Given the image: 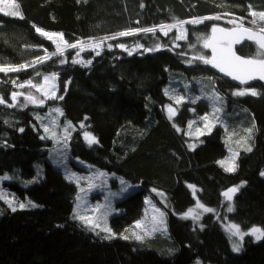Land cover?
Segmentation results:
<instances>
[{"label": "trees", "instance_id": "trees-1", "mask_svg": "<svg viewBox=\"0 0 264 264\" xmlns=\"http://www.w3.org/2000/svg\"><path fill=\"white\" fill-rule=\"evenodd\" d=\"M16 2L23 18L0 13V65L31 64L46 55L45 49L49 54L55 51L54 43L37 33L36 27L63 33L69 43L104 40L111 48L105 46L99 55L84 52L91 61L87 66L72 63L73 50H67L63 57L52 56L35 67L0 72V97L6 101L0 104V177L11 173L14 179L4 182L6 189L16 199L29 198L37 205L12 211L0 200V264H192L197 258L202 264H264V239L247 236L236 252L222 226L227 218L244 230L264 229V176L260 175L264 172V88L255 83L250 87L258 95L234 96L239 87L218 76L211 65L194 59L209 54L200 42L222 21L185 23L187 39L176 46L174 32H160L161 25L217 15L244 17L247 23L252 19L248 5L264 11V0ZM143 28L156 31L103 39ZM120 44L143 47L129 55ZM237 52L254 57L257 48L246 42ZM61 59L66 62L60 63ZM53 73L62 100H44L43 105L23 101L29 86L18 85L28 80L38 83ZM13 92L24 95L13 101ZM31 95L37 97L33 91ZM181 96L184 100L177 103ZM205 99L224 108L209 132L200 119L211 118ZM168 105L176 112L171 120ZM55 108L63 112L61 127H57ZM53 112L56 137L46 136L42 129V116ZM69 121L72 127L65 132ZM190 121H194L191 128ZM243 126L254 129L251 151L240 150L235 171H225L218 162L227 155L231 137L243 134ZM85 131L98 143L89 146ZM62 133L73 156L140 184L115 203L117 212L109 220L115 235L110 239L72 218L77 186L61 170L66 166L63 157L51 155ZM189 185L195 186V195ZM235 186H240L239 191L227 201L222 193ZM153 189L163 193L164 200ZM148 195L166 211L168 231L144 241L120 237L122 230L143 216ZM197 201L214 211L204 213L199 221L182 217ZM229 204L234 211H227Z\"/></svg>", "mask_w": 264, "mask_h": 264}, {"label": "snow or ice", "instance_id": "snow-or-ice-1", "mask_svg": "<svg viewBox=\"0 0 264 264\" xmlns=\"http://www.w3.org/2000/svg\"><path fill=\"white\" fill-rule=\"evenodd\" d=\"M79 2V0H78ZM19 4L16 2V0H0V13H3L4 15L7 16H14V17H19L23 18L22 13L19 11ZM249 13L248 15L252 18L251 20L247 21L249 26H245V18L244 17H239L233 20H230L229 23L233 24V27L228 29V28H220L217 27L216 25H213L211 28V35L207 36L204 38V43L203 47L205 49H211V56H206L203 54H199L194 57V59L201 61L205 65H211L214 68H217L220 72L224 73L225 75L231 77L235 81H239L240 84H247L249 81L259 79L261 81H264V11H254L252 10V6L249 4ZM221 17L219 15L215 17H204L200 19H194L191 21H178L176 24L172 25H161L160 30L164 31L165 29H171V28H176L178 25L182 29V26L185 23H201L203 22L204 19H216L219 20ZM258 18V19H257ZM35 27V26H34ZM36 32L39 33L41 36L45 37L49 41H52L55 44V51L52 52L51 54L47 53V50L45 49V56L38 57L36 61H33L31 64H21L18 66H3L0 65V72L8 73V72H18L21 71L27 67H35L36 63H43L46 59H51L52 56H60L63 57L65 50L66 49H79V51L76 53L77 56H79L80 52L85 49V47L89 48H99L101 42H95V41H89V42H84V41H76L75 43H69L64 40L63 33H55V32H47L44 31L43 29L36 27L35 28ZM155 28H143V29H130L126 31H122L119 33H116L112 37H104L103 39H115L118 36H130L134 35L137 32H155ZM164 34L167 35V31H164ZM185 34L183 31H180V34L176 37V39H184ZM251 41L256 45L257 52L256 55L252 58H243L235 53L233 51V46L236 44H240L243 41ZM120 48H124L126 51L128 49L125 47V45L120 44L118 45ZM138 47H143L142 45H138ZM194 47V46H193ZM109 48H111V45H109ZM159 48V45H157V49ZM156 49H145V51H154ZM99 55V52L96 53ZM129 55H132L131 51H128ZM65 59H61L60 63H65ZM72 63H87L90 64L91 61H81L78 59L73 58ZM191 63V61H189ZM37 75H40L39 72H37ZM56 73H53L51 75H45L43 77L45 82H48L49 80L54 81L56 79ZM13 84L16 83V81H12ZM25 85L31 86L33 88H36L37 91H41L42 94L46 98H51V99H63V96L57 97L56 95V86L55 84H52L50 89L44 88L40 84H34L32 80H28L25 83H22L18 85L19 87L23 88ZM165 94H168V90H165ZM252 95L256 96L258 95L257 91L252 88H243V89H238L232 93L234 96H244V95ZM18 95H24L23 93H12V100L15 101L17 99ZM216 100H219L220 97L217 95L215 97ZM25 100L34 103V104H40L43 105L44 99H38L34 97L31 94H28L25 96ZM184 100V97H177L176 102L180 103ZM195 103V100L192 101ZM6 101L4 100L3 97H0V104H4ZM9 107H13L15 105L9 104ZM167 111L169 113V120L173 118V116L176 114L175 109L171 106L168 105ZM53 111L59 113L60 115H63V112L60 108H55ZM215 111H220L219 108H216ZM87 119V117H85ZM201 120L205 121V128L211 129V125L209 123V117L208 115L200 117ZM194 121H190L188 124V127L191 128L192 124ZM81 128L84 127V124L82 123ZM72 127L71 122L69 121L67 124V127H65V132L68 131L69 128ZM173 127H176L174 124ZM177 132L180 131L179 127H176ZM20 131H23V129H20ZM45 131L48 132L49 129L45 127ZM197 132H201L199 128L196 129ZM249 133L252 131V129H247ZM202 134V133H201ZM55 135V133H53ZM84 138L91 146L92 144L98 143L97 138L92 135L90 132L85 131L84 132ZM43 139V137H42ZM189 147H193V145H189ZM231 151V150H230ZM247 151H251V148H247ZM235 153L233 154L232 159H235ZM220 165L224 167L225 171L232 172L235 171V165L232 164L231 166L228 165L226 161H219ZM98 175L103 176L104 173H98ZM261 176H264V172L260 173ZM74 174L72 176L66 177L67 179H73ZM8 177H4V179H7ZM79 179L83 178H77V183H79ZM123 183V181H122ZM92 187V185H89ZM189 188L193 189V195H195V186L194 185H189ZM240 186H235V187H230L226 191L222 193L224 198L227 201H232L235 193L239 191ZM81 192L84 191L83 188L80 189ZM153 191H156L153 189ZM160 195H163L162 193ZM81 199L80 196H77V201ZM0 200H5L6 203H8L9 207L11 208L12 211H16L17 207L20 209H24L26 207H36L37 205L31 203L30 201L25 204V203H20L16 206L13 205V201L9 200L7 198V194L4 192H0ZM147 203H150V201H146ZM102 205H95L90 212L92 214H89L88 211H86L84 208L81 207L80 203H77L74 210H73V216L72 218L74 220H78L81 222V224L90 229L95 231L96 228H101V231H104L108 233L109 235L104 237L105 239H110L112 238L115 233H112L111 228L107 227L106 224L104 227H101L100 220L102 217L106 216V211L101 212ZM197 208L203 209L204 212H213L214 209L207 208L203 204H201L199 201H197ZM156 212H159V215L161 217V223H163L162 217L164 216L163 212H160L159 209H155ZM228 212L234 211V208L231 206V204L228 205L227 207ZM95 213H100V215H93ZM194 213V209H189L187 213H185V216H192ZM194 219H198L199 216L196 214L193 216ZM156 220V217L153 216V221ZM142 222L137 221L136 227H141ZM154 230V229H153ZM227 231L231 234V236H236L239 238V240H243L246 235H252L255 237L257 241L264 239V229L260 227H252L248 232H244L241 230L240 226L238 224H229L227 226ZM99 234V233H97ZM147 234V233H145ZM124 239H128L127 236L123 237ZM135 238L137 240H142L143 236L139 234H135ZM233 251H239L240 250V245L236 242H233L232 245Z\"/></svg>", "mask_w": 264, "mask_h": 264}, {"label": "rangeland", "instance_id": "rangeland-1", "mask_svg": "<svg viewBox=\"0 0 264 264\" xmlns=\"http://www.w3.org/2000/svg\"><path fill=\"white\" fill-rule=\"evenodd\" d=\"M221 18L219 19L220 21H222L224 24H215L217 27L220 28H232L233 24L229 23L230 20L236 19V17L232 16V15H219ZM172 24H176V23H172ZM170 24V25H172ZM224 26V27H223ZM245 26H249L248 23L245 22ZM164 31H167V34H169L170 32H174V45L176 46L179 42L181 41H185L187 39V29L185 27V24L182 26V29L180 28V26L178 25L176 28H171L169 29H165ZM164 31H161L164 34ZM180 31H183L185 34V38L184 39H176V37L180 34ZM165 35V34H164ZM210 36V35H209ZM100 43V47L99 48H89V47H85V49L83 51L80 52L79 56L76 55V53L79 51V49H66L67 50H73V54H72V58L71 61L73 60V58L87 62L88 60H86L84 58V52L86 51H93L95 54L97 52H101L103 49H105V46H109V44L106 43V41L104 40H97L95 42H101ZM204 41H201L200 44L203 45ZM107 44V45H106ZM55 45V44H54ZM128 51H131L132 54L137 52L139 50L140 47H138V45H131V46H125ZM204 48V47H203ZM123 50H125L124 48H121ZM126 51V50H125ZM128 51H126L128 53ZM208 51V55L206 56H211V49H207ZM49 54V53H48ZM82 66H87V63H76ZM51 75V74H50ZM34 84H40L42 85L44 88L46 89H50L52 84H55L56 86V79L54 81L49 80L48 82H45L43 78H41V80L37 83ZM250 87V86H249ZM244 88H248V87H244ZM238 89H243V88H238ZM36 94V98L38 99H44V100H48L51 98H46L41 91H37L36 88H33L31 86H29L28 88L25 89V91H28V94H31L32 91ZM57 86H56V95H57ZM206 101H208V103H210V112L211 113V118L209 119V123L210 125L213 126L214 124V120L220 118V113H221V109L224 110L223 107H221L219 104L218 106H215L212 102L211 99H205ZM24 102H28L29 101L25 100V98L23 99ZM36 105H40V104H36ZM216 108H219L220 111H215ZM245 113V111H244ZM246 114V113H245ZM35 116H39V114L36 113ZM61 115L59 114V120H58V126L57 127H61L62 122L60 120ZM52 118H56V113H48L42 116V129H43V134L45 133L46 136H50V137H56V135H53V133H55V130L52 128L53 126V121L51 120ZM52 124V125H51ZM205 132L206 131H210L209 129L205 128V123H203ZM211 126V128H212ZM45 127H47L49 129L48 132L45 131ZM244 127V132L243 134L241 133L240 136H235L233 135V137H231V141L227 142V155L222 158L220 161H226L228 163L229 166H231L232 164L235 165L236 167V160L238 157V154L240 153V150H247V148H251L250 145V138L253 136L254 134V129L249 127V126H243ZM247 129H252V131L249 133L248 131H246ZM64 130H62L63 132ZM57 137L59 138V142L58 144L52 149V154L55 155H61L63 158L61 159L63 161V164L66 166H63L61 168V170L63 171V173L65 174L66 177L68 176H72L74 174L73 179H71L72 182H74L77 186V193H76V197H75V206L77 203H80L81 207L84 208L86 211L89 212V214H92L90 212V210L97 204L102 205V209L101 212H105L106 211V216L102 217L100 220V224L101 227H104L105 224L107 227L110 228L109 226V220L110 218L116 214L117 209L115 207V203L121 199H123L128 193H130L131 191L136 190L137 188L140 187V184L137 183H132L130 181H128L126 178H124L123 176L113 173V172H109L105 169L99 168L97 166H94L93 164L80 159L78 157L73 156V154L71 153V145H69V141H65V137H66V133H62L61 135H57ZM63 137V138H62ZM57 138V139H58ZM231 150V151H230ZM235 155V159L233 160V154ZM49 159L55 164L58 165V161L55 163L54 160L52 159V157L49 156ZM59 166V165H58ZM98 173H104L103 176L98 175ZM4 177H8L7 179H4ZM77 178H83V179H79V183H77ZM14 179V177L11 175V173H5L4 175H2L0 177V192H4L7 194V198L9 200L13 201V205L16 206L20 203H25L27 204L29 201L33 204L36 205L35 202H33L32 200H30L29 198H25V199H16L4 186V182H12ZM38 180V178H34L33 181ZM70 180V179H69ZM123 181V183H122ZM92 185V187H90L89 185ZM83 188L84 191L81 192L80 189ZM154 193H156V197L160 198L161 200H164L163 197L165 196L163 193V195H160L161 192L158 191H154ZM77 196H80L81 199L79 201H77ZM2 202L5 203V205L7 207H9L8 203H6L5 200H1ZM146 201H150V203H147ZM197 205V204H196ZM26 207V208H30ZM10 208V207H9ZM19 208V207H17ZM75 208V207H74ZM155 209H159L160 212L164 213V216L162 217L163 223H161V217L159 215V212H156ZM194 209V213L192 216H185V214L182 217H190L192 219L193 216H195L196 214H198L199 218L195 219L197 221L200 220V218L202 217V215L206 212L203 211V209L197 208L196 206L191 208ZM188 212V211H187ZM186 212V213H187ZM93 215H100V213H95ZM153 216L156 217V220L153 221ZM137 221H141V227H136V223ZM136 222H134L131 226L125 228L124 230L121 231V233L119 234L120 237H124L127 236L128 239H135V234H139L143 236L142 240H138V241H144L147 238L150 237H154V235L158 234H166V232L168 231V227H167V214L166 211L159 206L158 204L155 203L154 199L148 195L145 197V208H144V213L143 216L137 220ZM234 222L229 221L227 218L222 222V226L223 229L229 239V243L230 246L232 248L233 242H236L240 245V250H241V244L242 241L244 240H239L238 237L236 236H231V234L227 231V226L229 224H233ZM235 224V223H234ZM254 227V226H252ZM252 227H250L249 229H241L244 232H248ZM258 227V226H255ZM154 229V230H153ZM112 230V229H111ZM95 232L97 233H101L104 235V237L108 236L109 234L101 231V228H96ZM112 233H114L112 231ZM147 233V234H145ZM251 237L253 240L257 241L255 239L254 236L252 235H246L245 237ZM244 237V238H245ZM233 250V248H232ZM239 250V251H240ZM238 252V251H236ZM192 264H202V261L197 258L195 259V261Z\"/></svg>", "mask_w": 264, "mask_h": 264}, {"label": "water", "instance_id": "water-1", "mask_svg": "<svg viewBox=\"0 0 264 264\" xmlns=\"http://www.w3.org/2000/svg\"><path fill=\"white\" fill-rule=\"evenodd\" d=\"M246 42H251V41H247V40H245V41H243V42L240 43V44H236V45H234V46H233V51H235V53H236L237 55H239V56H241V57H243V58H252V57H246V56H243V55H241L240 53L237 52V48H239L240 46H242V45H243L244 43H246ZM251 43H253V42H251ZM213 70H214V72H215L218 76H220L222 79L231 82L233 85H235V86H237V87L244 88V87H249V86H251V85H253V84H255V83H260V84L263 86V88H264V81H261V80H259V79L249 81L247 84H240L239 81H235V80H233L231 77H229V76L225 75L224 73L220 72L217 68H214V67H213Z\"/></svg>", "mask_w": 264, "mask_h": 264}]
</instances>
